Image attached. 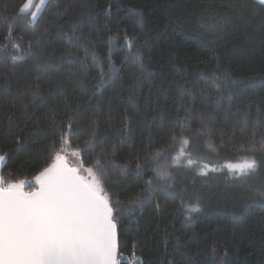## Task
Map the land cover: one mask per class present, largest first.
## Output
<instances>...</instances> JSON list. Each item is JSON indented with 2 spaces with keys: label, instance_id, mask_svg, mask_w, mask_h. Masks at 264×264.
Listing matches in <instances>:
<instances>
[{
  "label": "trees",
  "instance_id": "1",
  "mask_svg": "<svg viewBox=\"0 0 264 264\" xmlns=\"http://www.w3.org/2000/svg\"><path fill=\"white\" fill-rule=\"evenodd\" d=\"M19 2L0 0V10L3 4L9 5L11 10ZM241 2L252 3L251 0H51L36 27L40 39L33 44L34 52L43 46L48 51L55 49L59 55L66 47L63 38H56L52 13L57 4L67 11L61 23L73 22L91 5L97 26L92 32L83 29L87 47L106 56L108 37L119 29L121 45L124 35L135 37L132 51L143 54L145 69L141 72L129 61L124 65L121 77L90 100L95 91L93 78L98 77L97 72L92 71L83 80L81 88L76 83V76L71 74L76 70L75 65L58 64L47 73L38 74L31 57L13 62L0 54V155L9 154L7 161L1 164L0 177L6 181L24 179L34 184L35 176L52 162L55 152L60 149L58 137L53 147L54 137L49 131L52 114L48 111L49 106H56L58 122L66 116V110L51 92V86L57 80L63 81L68 90H76L78 98L73 101V108L79 107L73 127L86 129L71 139L69 152L77 146L82 147L91 121L98 122L102 135H109L106 143L94 152L84 153V168L95 166L94 159L101 148H106L109 153L106 159L114 160L120 166L134 167L147 154L149 138L156 142V147L173 144L170 162L171 156L178 155L184 146L178 127L175 129L177 139L171 141L172 123L177 116L188 115L191 131L186 136L192 139V144L191 147L185 145L183 150L191 153L193 159L201 158V165L208 164L220 171L200 178L195 175V169H176L174 196L156 191L142 204L130 206L124 215L117 216L123 264H131L138 257L142 264H159L165 231L171 233L168 259L173 255L174 237H180L181 254L200 252L198 261L216 247L221 255L225 250L229 252L232 264H264V207L244 208L250 194L228 180L226 168L228 164L241 163L248 155L241 146L247 145L253 125L257 140L264 135V113L258 119L257 112L258 107L264 108V29H249L246 36L244 25L238 22L233 29L215 35L201 31L198 23V17L204 13L231 14L230 6ZM106 9H109L107 14ZM130 10L142 14L143 27L137 23V17L130 15ZM254 23L259 24V18ZM23 29L24 24H18L16 34ZM27 31L30 34L31 29ZM5 34V30L0 29V45L5 43ZM71 51L80 57L84 54L76 48ZM123 56L124 50H114L112 59L119 64ZM201 71L209 77L213 73L216 76L227 74L231 80L241 83L237 87L221 81L219 94L209 93L211 79L192 83ZM37 75L41 76L40 95L34 99L32 93ZM134 84L135 96L129 100V88ZM181 86L185 87L183 96ZM153 109L157 115L154 124L149 123ZM25 110L33 119L22 118ZM125 110L132 116V132L129 139L121 143L115 132ZM9 115L17 125L10 131L3 127ZM109 115L113 119L109 120ZM246 121L248 132L242 134L240 129ZM205 124L208 125L206 134L193 139ZM21 129L27 140L14 147L13 135ZM256 159L262 165L260 178L264 179V156L257 155ZM150 175V169L143 176L110 169L104 177V188L114 204H126L143 191L142 180ZM25 190L32 189L26 186ZM196 197L200 198L201 210L186 220L178 210L182 203L192 202ZM175 259L177 264H182V255Z\"/></svg>",
  "mask_w": 264,
  "mask_h": 264
},
{
  "label": "snow or ice",
  "instance_id": "2",
  "mask_svg": "<svg viewBox=\"0 0 264 264\" xmlns=\"http://www.w3.org/2000/svg\"><path fill=\"white\" fill-rule=\"evenodd\" d=\"M51 0H20L15 8L10 10L9 5L3 4L0 10V29L5 30V43L0 45V54L10 58L13 62L21 61L25 57H31L32 66L36 72L47 73L50 68L58 64L67 63L75 65L76 70L71 72L76 76V83L83 88V80L91 75L92 71L98 73L93 78L95 91L93 96L102 94L103 90L121 77L124 65L129 61L138 66L141 72L145 69L144 56L140 52H133L135 37L124 35L123 45L119 43L120 30L108 37V54L101 56L94 50L87 47L86 36L83 29L89 32L95 31L97 17L92 15V6L88 5L78 18L71 23H61L66 10H61L60 5L55 6L52 13L56 24V38H63L66 45L59 55L56 50L48 51L41 46L33 51L34 42L40 39L36 27L44 10L49 7ZM112 6H109V9ZM231 14L219 12L204 13L198 17L201 31L220 35L239 22L246 29L255 30L259 27L264 29V0H252V3L241 2L230 6ZM105 10V13L109 11ZM130 15L137 17V23L143 27L144 18L140 12L131 11ZM259 18V24L254 21ZM24 24V29L17 35L16 26ZM28 29H31L30 34ZM77 33H80L77 35ZM25 35L28 36L25 39ZM9 45L11 51H9ZM76 48L83 51V56H78L71 49ZM114 50H124V56L117 64L112 56ZM91 61V63H89ZM107 65V68H105ZM14 74V73H13ZM40 75L36 76L37 83L32 93L35 99L40 95ZM212 80V87L208 92L219 94L221 81L239 86L241 82L231 80L227 74L211 77L201 71L193 81V85L200 81ZM249 83H251L249 81ZM135 84L129 88V100L135 96ZM51 92L58 103L66 110V116L57 121V108L49 106L48 111L52 114L49 131L53 134V147L58 137L61 147L54 154L52 162L44 167L34 178V184L30 181L20 179L17 181H6L0 177V264H123V256L119 251L118 222L117 216H122L129 211L130 206L140 205L144 200L151 197L156 191H164L168 195H175L176 169H195V175L200 178H207L211 173L220 171L210 167L208 164H200L201 158H192L187 150H182L178 155L171 156L173 144H165L156 147V142L149 138L146 145L147 154L133 166H120L114 160L106 159L109 155L106 148H101L96 153L94 167H83L82 157L85 152H94L97 147L106 143L109 135H102L99 131L97 121L90 122L88 137L83 145L77 146L71 152V139L86 131L79 126L73 127L77 122V108H73V101L76 100L75 89L68 90L63 81L57 80L51 86ZM181 96L185 94V87L181 86ZM42 98V97H41ZM179 111V108H178ZM258 119L264 108L257 109ZM25 120L33 119V116L26 110L22 113ZM113 119L109 115V120ZM157 119L156 110L149 123L154 124ZM187 121V122H186ZM38 124V121H37ZM190 118L188 115L177 116L172 123L171 141L175 142L180 129V140L182 145L191 147L192 139L186 136L191 131ZM17 125L12 122V116H8V122L3 125L9 131ZM249 124L246 121L241 127L242 134H247ZM208 125L205 124L199 129V136L206 134ZM36 129L33 128V131ZM132 132V116L125 110L119 128L115 135L121 143L126 142ZM27 140L23 129L13 135V146L18 147ZM211 147V144L209 145ZM241 150L248 153L241 163L228 164V180L239 187L242 192L249 193L244 208L250 209L254 206L264 207V179L260 178L262 165L257 161L256 156H264V135L257 140L255 125L248 139L247 145L241 146ZM81 158L76 166H72L69 157ZM9 154L0 155V164H4ZM101 161H106L101 163ZM110 169H119L121 174L135 173L143 176L146 170H151L152 175L142 180L145 185L143 191L131 198L126 204L112 202L111 196L105 191L104 177ZM87 173L84 175L83 173ZM260 182L257 183L256 181ZM31 191H25V187ZM200 198L194 201L182 203L178 210L190 219L193 213L199 212ZM130 214V212H129ZM171 233L165 231L163 236L164 249L161 253L159 264H177L175 257L182 255V264H232L230 254L225 250L221 255L216 247H212L203 255L202 260H197L201 254H181L180 237H174L176 243L172 248V258L168 259V245L171 243ZM135 243V242H134ZM131 264H142L138 257Z\"/></svg>",
  "mask_w": 264,
  "mask_h": 264
},
{
  "label": "rangeland",
  "instance_id": "3",
  "mask_svg": "<svg viewBox=\"0 0 264 264\" xmlns=\"http://www.w3.org/2000/svg\"><path fill=\"white\" fill-rule=\"evenodd\" d=\"M37 3H39V0H36ZM185 148V145L183 146V148H180L179 150V153ZM70 159V163L72 164V166H76L77 163L79 162V158H76V157H69ZM235 164H238V163H235ZM227 168V167H226ZM228 170V169H227ZM84 175H87V173H83Z\"/></svg>",
  "mask_w": 264,
  "mask_h": 264
},
{
  "label": "water",
  "instance_id": "4",
  "mask_svg": "<svg viewBox=\"0 0 264 264\" xmlns=\"http://www.w3.org/2000/svg\"><path fill=\"white\" fill-rule=\"evenodd\" d=\"M252 1V0H251ZM0 174H1V164H0ZM26 191V190H25ZM31 191V190H30Z\"/></svg>",
  "mask_w": 264,
  "mask_h": 264
},
{
  "label": "flooded vegetation",
  "instance_id": "5",
  "mask_svg": "<svg viewBox=\"0 0 264 264\" xmlns=\"http://www.w3.org/2000/svg\"><path fill=\"white\" fill-rule=\"evenodd\" d=\"M26 191H28V190H26Z\"/></svg>",
  "mask_w": 264,
  "mask_h": 264
}]
</instances>
